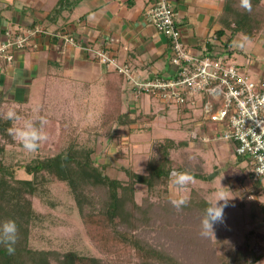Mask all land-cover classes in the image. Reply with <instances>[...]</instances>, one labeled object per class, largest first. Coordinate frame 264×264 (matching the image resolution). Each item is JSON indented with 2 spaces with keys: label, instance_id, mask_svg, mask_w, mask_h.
Returning a JSON list of instances; mask_svg holds the SVG:
<instances>
[{
  "label": "rangeland",
  "instance_id": "rangeland-1",
  "mask_svg": "<svg viewBox=\"0 0 264 264\" xmlns=\"http://www.w3.org/2000/svg\"><path fill=\"white\" fill-rule=\"evenodd\" d=\"M6 1L10 2V0ZM3 2L1 0L0 4ZM262 2L264 4V0ZM9 29L12 28L9 27ZM244 45L251 46L253 43L247 40ZM255 56V61L264 60L260 52ZM249 76L256 80L254 73L251 72ZM37 85L41 86L34 93L32 92L31 105L16 106L9 103L7 99H0V116L4 117L11 108L19 117L18 120H13L12 128L22 127L25 120L33 121L34 117L40 113L38 107L42 104L44 82L40 79ZM71 91L73 90L67 89L66 93ZM53 100L55 104L47 106L49 110H47V121L45 118L44 120L49 123V116H54L57 120L71 118L70 124H77L79 127V133L76 136L79 144L77 146L90 147L96 164L109 177L129 181V171L146 173L148 159L159 156L164 149L162 144L166 138L171 137L175 144L167 149L168 157L172 159L167 190L155 188V195H152L151 199H164L166 196H169L171 200L180 197L189 198L193 193L195 200L208 201L220 184L225 187L223 191L233 197L228 202V207L224 209L223 222L214 224V237H201L200 222L189 219L184 223L187 227L199 225V232L192 237L185 231L186 227L182 225L181 219L175 222L172 220L163 222V218L158 217L153 220L151 227L145 231L140 230L142 238L163 250L171 251L170 253L175 255L182 264H215L218 253H222V256L223 253L230 254L235 264H246L255 255V251L264 252V220L260 219L261 212L256 206L257 202L264 200V195L258 194L255 199L246 198L244 190L250 191L254 180L248 168L243 166L244 163H241L232 153L233 145L230 146L226 140L218 136L221 132L218 122L211 119L201 120L200 123L205 124L206 127L207 141L202 140L204 136L200 132H197L198 135L193 138L190 134L193 127L187 114L181 112L175 104L153 100L150 110H142L137 113L138 115L136 114L134 122L136 124L132 127H118L112 137L105 138L97 134L96 127L101 109L96 107L88 114H82L77 105L72 104L71 107L65 105V101L70 102V100L63 99L60 95ZM161 113L165 116L160 117ZM35 125L39 128L38 123ZM43 131L49 132L44 126ZM13 142L6 144L4 160L14 167L16 178H31L32 175L24 170L23 165L36 157L46 156L49 154L47 148L52 146L42 142L35 152H28L16 139ZM177 172H188L194 178L183 191H178L171 182L173 175ZM47 187L48 192L44 195L31 198L37 218L30 224L28 238L30 247L58 251L74 250L83 255L104 257L105 254L99 250L83 224L67 185L61 181H53ZM148 192L145 184H135V201L140 202L143 196L151 195ZM244 244L252 248L246 249V254L241 255V260L237 261L238 252L245 250ZM259 264H264V256Z\"/></svg>",
  "mask_w": 264,
  "mask_h": 264
},
{
  "label": "crops",
  "instance_id": "crops-1",
  "mask_svg": "<svg viewBox=\"0 0 264 264\" xmlns=\"http://www.w3.org/2000/svg\"><path fill=\"white\" fill-rule=\"evenodd\" d=\"M2 1L0 42L5 39L4 31L9 27L28 28L40 24L46 30L35 37L37 47L16 50L11 62L0 60V96L11 104L31 105L30 97L41 86L37 85V81L41 79L44 86L42 104L38 108L44 109L45 116L47 108L55 104L53 99L59 95L70 100L65 101V105H77L82 114H88L96 107L102 109L103 82L107 73L114 70L112 65H105L95 59L92 50H103L120 65L129 64L131 75L135 79L143 80L172 73L168 40L146 18V9L153 0ZM224 2L225 0H172L185 47L195 54L207 52L218 56L223 61L238 65L248 74L254 73L256 80H264V60L255 61L256 53L260 52L264 57V32L253 39L246 38L240 32L233 34L228 29L218 34L217 30L221 28L219 15ZM56 31H60L62 38L51 34ZM65 35L73 36V41H64ZM247 40L252 41L253 45L245 46ZM122 77L119 82L122 111L128 118L135 117L142 110H150L153 100L161 101L150 95L135 93L131 81L123 75ZM67 89L73 91L67 94ZM205 100V95H197L190 97L185 106L177 108L189 116L193 127L191 136L194 138L200 132L204 136L202 140L207 141L205 124L200 123L201 120H206L203 113ZM159 116L164 117L165 114L161 113ZM70 119L66 121L71 123ZM45 120L47 121V117ZM134 122L125 126L132 127L136 124ZM73 126L79 128L77 124ZM226 143L231 146L230 142ZM232 153L244 163L243 166L248 168L251 176L248 158H240L233 150ZM252 187L250 191L244 190L247 199H255L258 194L264 195V177H261L258 184L252 183ZM256 206L263 221L264 200L257 202ZM260 254L262 255L255 264H259L264 256V252Z\"/></svg>",
  "mask_w": 264,
  "mask_h": 264
},
{
  "label": "trees",
  "instance_id": "trees-1",
  "mask_svg": "<svg viewBox=\"0 0 264 264\" xmlns=\"http://www.w3.org/2000/svg\"><path fill=\"white\" fill-rule=\"evenodd\" d=\"M262 1L251 0L252 11L248 12L239 7V0H225L219 15L221 28L217 33L222 34L228 29L233 34L240 32L250 39L260 36L264 32ZM121 79L122 74L116 71H109L105 76L104 101L96 126L99 136L112 137L118 126L135 121V117L128 118L122 111ZM39 110L33 122L41 127V118L44 120L47 116L43 115L42 109ZM48 122L43 124L45 130L49 131L48 139L43 143L52 146L51 149L47 148L49 154L25 163L24 170L32 177L19 179L15 177L14 167L4 160L6 144H12L15 140L9 132L13 120L0 116V223L14 220L18 227L15 253L9 255L0 245V264H182L171 251L163 250L140 236V230L145 231L153 225L154 219L161 217L163 222L181 219L185 231L193 237L199 232V225L187 227L184 223L189 219L201 222L208 207L207 200H195L193 193L187 198V206L179 211L173 207L169 196L151 199L155 195V188L167 190L172 169V159L168 157L167 149L174 146V140L166 138L159 156L148 159L146 173L129 171V181H120L102 171L90 147L77 146L76 136L79 132L76 126L64 118L57 120L54 116H49ZM259 180H254L253 184H258ZM53 181L67 185L83 224L99 250L105 254L104 257L83 255L74 250L30 247V224L37 218L31 198L48 192L47 186ZM135 184H145L151 195L143 196L140 202H136ZM244 249L238 252L237 261L249 248L244 245ZM223 254L216 255L215 264H235L230 254ZM254 254L246 264H255L262 255L256 251Z\"/></svg>",
  "mask_w": 264,
  "mask_h": 264
},
{
  "label": "built area",
  "instance_id": "built-area-1",
  "mask_svg": "<svg viewBox=\"0 0 264 264\" xmlns=\"http://www.w3.org/2000/svg\"><path fill=\"white\" fill-rule=\"evenodd\" d=\"M149 23L168 40L171 75H156L148 79H135L129 64H118L103 50H92L100 63L131 81L137 94L150 95L163 102L185 106L190 97L206 96L203 102L204 119L219 123L218 136L233 145L236 155L249 159L252 179L264 176V80H253L238 65L223 61L207 52H190L183 41L175 19L172 0H153L146 9ZM45 33L40 24L28 28L4 31L0 43V60L11 62L16 50L37 47V35ZM62 38L60 31L51 32ZM63 40L73 41L65 35Z\"/></svg>",
  "mask_w": 264,
  "mask_h": 264
},
{
  "label": "clouds",
  "instance_id": "clouds-1",
  "mask_svg": "<svg viewBox=\"0 0 264 264\" xmlns=\"http://www.w3.org/2000/svg\"><path fill=\"white\" fill-rule=\"evenodd\" d=\"M239 7L245 11H252L251 0H239ZM4 118L7 120H18L19 117L14 109H9ZM41 127H37L32 120H25L20 128H10L9 132L14 139L20 142L23 149L28 152H35L39 145L48 139V135L43 131V124L46 121L41 118ZM194 180L188 172H177L173 175L171 182L178 191H183ZM225 187L221 184L212 197L208 200V207L205 208L200 222V235L202 238L214 237V224L223 222L224 209L228 207V202L233 198L223 191ZM223 203H220V202ZM171 204L178 211L187 206L186 197L172 199ZM18 240V227L14 220H5L0 223V245L4 246L9 255L15 253V245Z\"/></svg>",
  "mask_w": 264,
  "mask_h": 264
}]
</instances>
